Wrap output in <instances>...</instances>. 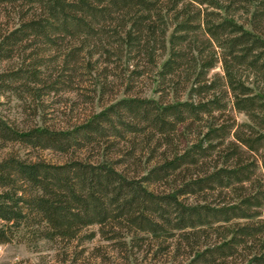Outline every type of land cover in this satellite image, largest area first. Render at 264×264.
I'll return each instance as SVG.
<instances>
[{
    "label": "trees",
    "instance_id": "1",
    "mask_svg": "<svg viewBox=\"0 0 264 264\" xmlns=\"http://www.w3.org/2000/svg\"><path fill=\"white\" fill-rule=\"evenodd\" d=\"M0 5L16 9L19 17L18 28L0 34V61L31 37L49 45L57 35L96 41L111 63L112 53L129 56V92L135 76L153 75L158 95L127 96L64 133L22 132L0 118L1 143L68 151L82 145L79 138L90 140L89 132L99 134L112 117L127 115L144 126L130 131L147 132L150 140L158 136V147H165L163 162L142 178L117 168L121 161L46 164L7 156L0 161L1 245L77 242L98 225L103 239L126 248L124 239L131 236L134 245L140 232L177 230L189 250L186 264H264V0ZM217 67L221 71L213 72ZM22 71L0 74V92ZM237 114L246 120L239 123ZM182 128L194 135V144L174 149L173 137ZM169 177L179 186L167 194L144 187ZM186 196L195 202L180 199Z\"/></svg>",
    "mask_w": 264,
    "mask_h": 264
},
{
    "label": "rangeland",
    "instance_id": "2",
    "mask_svg": "<svg viewBox=\"0 0 264 264\" xmlns=\"http://www.w3.org/2000/svg\"><path fill=\"white\" fill-rule=\"evenodd\" d=\"M16 12V9L0 5V34L3 30L18 28ZM29 40H35L33 45ZM110 56L102 50L99 42L83 43L81 39L70 36L57 35L53 45L43 38L25 40L14 48L11 58L0 61V74L5 78L23 70L18 79L6 81L3 85L0 118L22 132L48 129L64 133L88 123L102 110L127 96L158 98L154 92L153 75L146 78L135 76L129 92L127 83H130V73L126 66L129 56L120 57L118 52L112 53V60L116 63H111ZM220 71V67L213 70ZM236 118L239 123L246 120L242 114H237ZM120 120L112 117L103 124L99 134L89 132L90 140L79 138L82 145L79 148L72 146L68 151L0 142V161L9 155L46 164H66L73 160L94 164H117L121 161L123 165L117 168L125 170L129 176L142 178L163 162L165 147H158L155 141L158 136L150 140L147 132L129 130L130 126L143 128V124H136L127 115H122ZM180 131L177 132L179 136L173 137L174 149L186 150L194 144L195 137L183 128ZM172 179L144 183V187L156 195H164L179 186ZM188 198L191 197L180 199L185 203L195 202ZM0 226L4 224L0 222ZM170 232L173 235H168L167 231L149 235L140 232L135 236L134 245L133 238L126 237L127 247L124 248L119 241L103 239L99 226L93 225L83 232L81 241L77 242L38 240L31 243L27 240L0 244V264H186L189 250L180 242L183 231Z\"/></svg>",
    "mask_w": 264,
    "mask_h": 264
}]
</instances>
